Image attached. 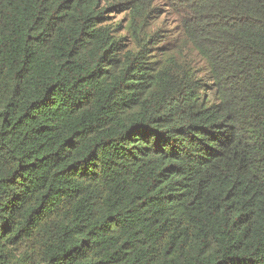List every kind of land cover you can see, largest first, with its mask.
<instances>
[{
	"label": "trees",
	"instance_id": "trees-1",
	"mask_svg": "<svg viewBox=\"0 0 264 264\" xmlns=\"http://www.w3.org/2000/svg\"><path fill=\"white\" fill-rule=\"evenodd\" d=\"M0 264H264V0H0Z\"/></svg>",
	"mask_w": 264,
	"mask_h": 264
},
{
	"label": "rangeland",
	"instance_id": "rangeland-1",
	"mask_svg": "<svg viewBox=\"0 0 264 264\" xmlns=\"http://www.w3.org/2000/svg\"><path fill=\"white\" fill-rule=\"evenodd\" d=\"M158 8L161 10V13L158 17H154V26L155 28L161 29L163 31H176L178 32V22L176 16L173 12L162 5V3H157ZM124 15L113 13L110 18L117 21L122 20Z\"/></svg>",
	"mask_w": 264,
	"mask_h": 264
}]
</instances>
